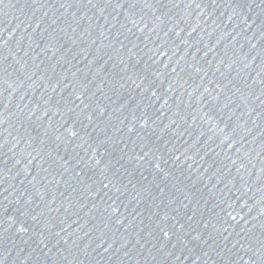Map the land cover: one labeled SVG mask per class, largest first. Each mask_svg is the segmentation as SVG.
<instances>
[{
	"label": "water",
	"instance_id": "water-1",
	"mask_svg": "<svg viewBox=\"0 0 264 264\" xmlns=\"http://www.w3.org/2000/svg\"><path fill=\"white\" fill-rule=\"evenodd\" d=\"M0 264H264V0H0Z\"/></svg>",
	"mask_w": 264,
	"mask_h": 264
}]
</instances>
